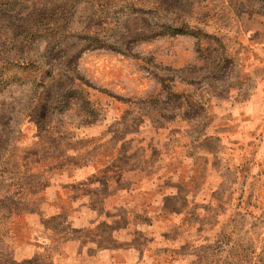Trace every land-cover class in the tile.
I'll use <instances>...</instances> for the list:
<instances>
[{"label": "rangeland", "instance_id": "rangeland-1", "mask_svg": "<svg viewBox=\"0 0 264 264\" xmlns=\"http://www.w3.org/2000/svg\"><path fill=\"white\" fill-rule=\"evenodd\" d=\"M67 238L264 264V0H0V264Z\"/></svg>", "mask_w": 264, "mask_h": 264}, {"label": "crops", "instance_id": "crops-1", "mask_svg": "<svg viewBox=\"0 0 264 264\" xmlns=\"http://www.w3.org/2000/svg\"><path fill=\"white\" fill-rule=\"evenodd\" d=\"M50 207L54 208L53 213L59 210L56 205ZM80 207H78L79 209L75 210V213L69 218L71 227L82 228L91 223L90 217L84 218L80 216ZM51 210L52 209L49 211ZM29 228L32 231L29 241L24 245V253H20L22 245H18L17 249H15L18 257H31L36 251L37 247L33 241H36L38 225L29 223ZM87 245L89 246L90 244ZM135 250L133 246L126 245L114 249L112 247H105L97 249L96 251L87 252L86 246H83L79 239L67 238L61 245L60 255L57 254L56 257L53 258V264H141L146 258V253L145 251H141L135 255Z\"/></svg>", "mask_w": 264, "mask_h": 264}]
</instances>
